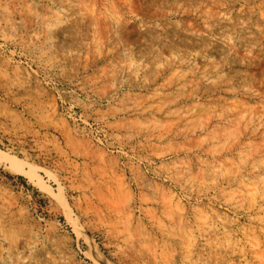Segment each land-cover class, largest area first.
I'll list each match as a JSON object with an SVG mask.
<instances>
[{
  "label": "rangeland",
  "instance_id": "obj_1",
  "mask_svg": "<svg viewBox=\"0 0 264 264\" xmlns=\"http://www.w3.org/2000/svg\"><path fill=\"white\" fill-rule=\"evenodd\" d=\"M0 151V264H264V0H0Z\"/></svg>",
  "mask_w": 264,
  "mask_h": 264
},
{
  "label": "bare ground",
  "instance_id": "obj_2",
  "mask_svg": "<svg viewBox=\"0 0 264 264\" xmlns=\"http://www.w3.org/2000/svg\"><path fill=\"white\" fill-rule=\"evenodd\" d=\"M154 42V41H153ZM157 43V42H156ZM155 44V43H154ZM158 44V43H157ZM0 162H4L7 164V166H9L10 168L15 166V161L10 158L7 157V155H5L3 152L0 151ZM90 243V242H89ZM93 243V242H92ZM94 244V243H93Z\"/></svg>",
  "mask_w": 264,
  "mask_h": 264
}]
</instances>
